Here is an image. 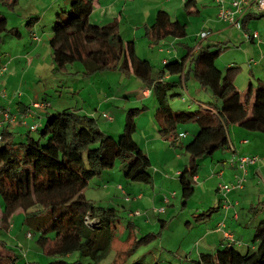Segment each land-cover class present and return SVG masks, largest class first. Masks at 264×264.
Returning a JSON list of instances; mask_svg holds the SVG:
<instances>
[{
  "label": "rangeland",
  "instance_id": "obj_1",
  "mask_svg": "<svg viewBox=\"0 0 264 264\" xmlns=\"http://www.w3.org/2000/svg\"><path fill=\"white\" fill-rule=\"evenodd\" d=\"M70 1L18 0L14 8L0 1V12L7 18L8 28L12 30L3 34L0 41V62L7 63V72L1 76L0 82L5 75H13L17 81L8 91L0 87L1 106L9 108L10 99L5 98L10 94V97L16 98L12 107L13 112H16L20 98L26 91L33 100L35 95L39 94L42 99L53 105L49 110L50 115L64 110H79L82 114L90 116L102 105L105 118L101 119L99 113H96L95 118L100 121L104 131L112 130V136L117 140L125 132L127 125L134 123L137 126V131L132 137L152 161V184H138L127 180L122 174L124 162L117 161L112 170L94 177L84 190V195L93 204L113 207L118 211L110 257L103 264H122L126 252L133 247L135 241L146 244L142 243L143 245L138 247V252L129 259L128 264H189L185 262L187 258L197 260L199 253H215L217 249L212 247L213 244L221 241L224 232H228L226 228L217 234L210 233L211 229L218 228L222 222L223 208L212 213V218L203 214L214 212L217 208L221 197L218 196V184L234 183L239 171L228 163L222 174H213V170H209L211 174L205 177L203 174L216 165V162L207 159L198 173L202 175L192 194L189 183L180 179V173L188 166L189 155L185 152V146L192 140L197 125L181 124L177 132L181 135L180 140L173 143L170 136L159 133L156 127L155 114L161 107L159 99L152 95L147 102L139 101V92L145 84L133 72L105 70L86 76L83 64L78 62L69 66L68 73L58 74L54 71L50 43L38 44L36 54L40 53L41 57H34L32 50L35 43L32 33L35 32L36 37L51 33L60 9L66 8L71 12L69 7H66ZM235 1L237 0H100L90 17V22L105 25L117 21L124 42L134 40L141 57L149 56L155 60L160 49V46L156 45H161L164 41L155 43L154 49H150L152 42L148 33L158 14L167 12L172 19L178 18L187 23V35L179 40L181 44L188 43V48L192 50L202 41L200 36L203 32H215L220 28L216 25L218 21H225L220 19V11L235 12ZM225 23L221 24L222 27L229 26L231 30L224 35L231 33L232 40L226 44L228 48L216 59V66L227 72L231 65L236 73L234 87L245 95L251 88H256L259 79L264 80V18L251 21L253 26L250 24L249 33L258 32L262 37L261 42L252 44L247 41L245 30H240L231 22ZM17 33L21 36L18 37ZM180 43L175 47L182 50ZM202 43L207 45L212 41L203 40ZM167 45L161 47L165 50L172 48L170 43ZM30 51L33 54L32 69L29 71V60L24 59L22 55ZM153 64L156 75H160L162 63L155 61ZM22 81L25 88L22 87ZM186 83L187 89H175L182 97L173 96L174 91L171 90L163 97L170 102L172 109L190 105L193 110H184L197 111L200 109L199 104L192 105L190 101L192 99L202 102L204 94L200 91V84L193 78L188 79ZM199 94H202V97ZM33 100H30V105H33ZM23 121L25 119L13 125L18 135H27L28 130L38 124L36 121H28V126ZM18 126L21 132L17 130ZM230 127L228 125L227 129L231 139L243 138L247 143L240 145L238 141V153L235 155L230 150L220 153L233 155L232 159L236 160L242 156L259 159L251 171L249 168L252 166L248 167L250 174L246 175L244 189L231 195L233 201L239 202L240 205L232 210L227 222L228 226L231 225L233 215H240L241 228L235 234H238L237 238L242 235L245 239L240 246L239 243L236 246L238 251L246 253L252 247V238L256 233L255 225L264 219V134L246 132L239 126ZM32 134L35 138L38 137V133ZM220 153L215 156V161L221 157ZM2 209L3 201L0 198V210ZM199 215H203L202 221ZM1 216L0 212V218ZM26 218L25 213H17L13 216L8 230L0 228V242L6 244V250L0 248V251L15 257L16 264H51L54 261L53 256L69 252L73 248L76 234L68 233L61 240L49 244L43 251L38 246L41 233L36 231ZM40 222L46 227L51 224L47 218H40ZM46 235L51 240L55 238L53 232L49 231Z\"/></svg>",
  "mask_w": 264,
  "mask_h": 264
},
{
  "label": "trees",
  "instance_id": "obj_2",
  "mask_svg": "<svg viewBox=\"0 0 264 264\" xmlns=\"http://www.w3.org/2000/svg\"><path fill=\"white\" fill-rule=\"evenodd\" d=\"M0 1L11 8L18 2ZM99 4L100 0H71L66 5L71 12L61 8L57 13L50 40L54 71L68 73L69 66L81 62L86 76L119 70L133 72L149 88L154 85L153 95L161 105L155 114L159 133L170 136L171 141L177 143L176 129L179 125L193 123L198 126L197 134L185 146L189 162L180 173V179L189 183L190 191H193L192 184L202 163L230 148L228 122H237L243 131L264 134V80L259 79L254 91L243 96L234 87L235 69L228 68L223 72L216 66V59L226 50V45L203 47L192 56L190 51L186 53L182 64L172 72L182 74L185 82L189 78L196 80L213 101L208 108L193 112L175 110L163 97L166 95L163 87L154 84L151 63L137 55L133 41L124 42L118 22L105 25L90 22ZM256 14L258 17L254 16ZM256 14L243 18L242 30L248 33L247 25L252 19L264 18V13ZM154 20L149 31L154 44L168 38L182 39L187 35L186 25L172 19L167 12H161ZM10 32L7 18L0 12V41L3 34ZM16 35L21 36L19 33ZM188 59L189 65L185 69ZM251 96L250 109H247ZM37 131V138L27 136L18 140L15 133L7 128L2 130L0 198L3 209L0 228L7 230L15 214L25 213L29 224L41 233L38 246L43 251L66 234H76L73 248L53 256L51 264H103L110 257L118 211L93 204L84 195V190L94 177L112 170L117 161L124 162L122 174L127 180L152 184V162L132 137L137 126L134 123L127 125L117 140L103 133L97 119L79 110H64L49 115L46 124ZM217 210L203 215L211 218ZM40 218L49 219V227L41 223ZM255 228L252 247L246 253L238 251L236 244L239 241L228 240L215 253H202L197 260L187 258L185 262L264 264V219L259 220ZM49 231L55 233L53 240L46 235ZM142 243L146 244L134 242L122 264H128ZM0 248L6 250V244L0 242ZM15 260L5 251H0V264H16Z\"/></svg>",
  "mask_w": 264,
  "mask_h": 264
},
{
  "label": "crops",
  "instance_id": "obj_3",
  "mask_svg": "<svg viewBox=\"0 0 264 264\" xmlns=\"http://www.w3.org/2000/svg\"><path fill=\"white\" fill-rule=\"evenodd\" d=\"M190 1H193V0H190ZM251 13H253V14H256V13H259L258 12V10H257V8L254 6L253 8H251V10L250 11H248L247 12V14L246 15H248V14H251ZM169 14V13H168ZM246 15H244V17L246 16ZM255 17H258V15L256 14V15H254ZM243 17V18H244ZM172 18V17H171ZM243 18H241V22L243 21ZM156 19V18H155ZM236 19H237V17H236ZM239 19V18H238ZM257 19V18H256ZM174 20H177V21H179L181 24H184V25H186V27L188 26L187 25V23L186 22H183V21H181V20H179L178 18L177 19H174ZM253 20V19H252ZM251 20V21H252ZM154 21L155 20H153V23H154ZM251 21L248 23V25H247V28L249 29V27H250V24L253 26V23H251ZM226 21H223V22H220V21H218V23L216 24L217 26H219L220 28H217L216 29V31L215 32H213L212 30H210V32H203V33H206V36L205 37H201L200 36V38H201V42L196 46V48H194V49H189L188 48V46H189V44L188 43H186V44H181L180 43V41L181 40H179V39H174V38H168V39H166V41L164 40V42L162 43V44H164V45H156V46H160V49H159V55L158 56H156L155 57V60H154V58H151V57H149V56H146V57H141L140 55H139V53H138V49H137V47H135L136 48V53H137V55L140 57V58H142V59H145V60H147V61H149L150 63H151V65H152V67H153V80H154V84L156 85V84H159V85H161L163 88L162 89H164V91L165 92H167V91H174V94H173V96H176V97H182V94H180V92L179 91H175V89H178V88H181V89H183V88H185V89H187L186 87H187V83L184 81V76L182 75V74H180V73H177V72H172L174 69H177L178 67H179V65H181L182 64V60H183V58H184V56L186 55V53L188 52V51H190L191 52V56H192V54H196L197 52H198V50L200 49V48H203V47H208V46H216V45H226V44H228V43H231V40H232V37H231V33H228V34H226V35H224L225 33H227L229 30H231L230 28L231 27H229V26H226V27H222L223 25H221V24H226L225 23ZM152 23V24H153ZM152 24H151V26H152ZM207 27H208V25H207ZM249 31V30H248ZM202 33V34H203ZM137 34V33H136ZM201 34V35H202ZM260 35V34H259ZM32 36H33V43H35V46H34V48H33V50H32V52L35 54V58H37V59H39L40 57H41V55H40V53H37L36 54V52H37V49H38V44H40V43H50V40L52 39V37H53V33L51 32V33H44V36H41V37H36V33L34 32V33H32ZM148 37H149V33H148ZM123 38V37H122ZM46 40V41H45ZM149 40L152 42V46H150L149 48L150 49H154V47H153V45H154V42L151 40V38L149 37ZM203 40H211L212 41V43L211 44H207V45H204L202 42H203ZM131 41V40H130ZM133 42H134V40H132ZM248 41V40H247ZM261 42L262 41V37H261V35H260V39L259 40H249L248 42H250L251 44L252 43H256V42ZM129 42V41H128ZM135 43V42H134ZM167 43L169 44L170 43V46L172 47V48H169V49H167V50H165V49H163L161 46H168L167 45ZM177 43H180L182 46H183V49L182 50H180L179 48H176L175 46L177 45ZM227 48H228V46H227ZM50 49H51V47H50ZM52 50V49H51ZM31 51L30 52H28L27 54H23L22 56L24 57V59H27V60H29V66H28V70L30 71L31 69H32V60H31V58H32V53ZM170 56V57H168V56ZM161 62L162 63V66H163V69H162V71L161 72H159V73H161L160 75H156L157 74V72L155 73V67H154V62ZM7 63L6 62H0V66H2L3 67V65H5V67L7 66L6 65ZM173 65H175V66H173ZM188 65H189V59L187 60V62L185 63V69H187V67H188ZM18 66V65H17ZM169 66V67H168ZM173 66V67H172ZM230 68L232 67L231 65L229 66ZM7 68V67H6ZM170 68H172V69H170ZM7 72V71H6ZM5 72V73H6ZM3 78V81L2 82H0V87H4V91H8V89L10 88V87H12L13 86V83H17V81H15V77L13 76V75H5V76H3L2 77ZM189 79H192V78H189ZM14 81V82H13ZM22 87L23 88H25V83L22 81ZM153 87H154V85H153ZM153 87H151V88H149V87H147V86H144L141 90H140V92H139V95H138V99H139V101H142V102H147L151 97H152V95H153ZM13 88V87H12ZM237 89V88H236ZM14 90V89H13ZM200 91H201V93L202 94H204V96H203V100H202V102L200 101H195V100H192L191 99V101L190 102H192V105H193V103H197V104H199V106H200V108H208V104H205L203 101H209L210 103H212V101H213V99H212V97H211V95L206 91V90H204V89H202L201 87H200ZM254 90L251 88L250 89V93L251 92H253ZM248 92V93H249ZM202 94H199V96L200 97H202ZM5 95V94H4ZM245 95H247V94H245ZM245 95H243V96H245ZM172 96V95H171ZM6 97V96H5ZM35 99L33 100L32 98H31V96L25 91L24 92V94L22 95V97L20 98V102H19V104H18V107H17V110H16V112H13L14 111V109L12 108L13 107V105L15 104V102H16V98H14V97H10V94H7V97L5 98V99H10V101H9V108L8 109H6V110H9L10 111V113H11V115L12 116H14L15 118H16V120H15V122H19V121H22L23 119H25V121H23L24 122V124L25 125H28L29 126V122L28 121H30V122H33V121H36L38 124H36V125H33L32 127H31V129L30 130H28V134L27 135H22V134H20V135H18V133L17 132H15V128L13 127V125H14V123L12 124V123H5L4 124V128H7L8 129V131H10V132H12V133H15L16 134V139H20V140H23L24 138H26L27 136H34L33 134H32V132H34V133H38V129H40V128H42L45 124H46V120H47V117L50 115V112H49V110L50 109H52L53 107V105H51L50 103H48V101L47 100H45V99H42L41 98V96L39 95V94H37V95H35V97H34ZM3 99V98H2ZM30 100H33V105H30V103H31V101ZM184 101V100H183ZM187 100H185L184 102H186ZM251 102H252V96L250 97V99H249V103H248V106H247V109H250V104H251ZM174 103H176V101L174 102ZM1 104H2V101L0 100V108L1 109H5L4 107H2L1 106ZM171 105V104H170ZM185 108H187V109H190L191 107H190V105L188 106H181L180 108H177V109H180V110H184ZM177 109H175V110H177ZM190 110H193V108L192 109H190ZM103 106L102 105H99L97 108H96V110L93 112V113H91L90 114V116L89 117H91V118H94V119H96L95 117H96V113H99V117L101 118V119H103V118H105V115H103ZM32 120V121H31ZM98 120V119H97ZM98 122H99V125H100V128H101V130L103 131V133H106V134H109V135H113L112 134V130H108V131H104L103 129H102V127H101V124H100V121L98 120ZM189 124H193V123H189ZM186 125V124H185ZM194 126L196 125V124H193ZM228 125H230L231 127L230 128H235V127H237V126H239V124L237 123V122H232V121H230V122H228ZM228 125H227V127H228ZM180 126V125H179ZM179 126L177 127V132H178V129H179ZM32 128H33V130H32ZM193 128H195V127H193ZM196 129V128H195ZM17 130L18 131H20L21 132V128H20V126H18V128H17ZM197 132H198V127H197V129L194 131V134H193V137H192V139L194 138V136L197 134ZM229 132V131H228ZM20 136V137H19ZM180 137H181V135H179V134H177V143L179 142V140H180ZM186 137V136H185ZM229 138H230V148L228 149V150H230L231 151V153L233 154V155H235V154H237L238 153V146L236 145V143L238 142V141H240L239 142V144L240 145H242L243 143H244V145H246V143H247V141L246 140H243V138H242V140L240 139V140H233V139H231V135H230V133H229ZM141 146V145H140ZM141 148H142V146H141ZM220 153V152H219ZM221 154V153H220ZM219 154V155H220ZM147 155V154H146ZM217 155V154H216ZM215 155V156H216ZM218 155V156H219ZM233 155H224V153L223 154H221L220 156L221 157H219V160H217V161H215V156L213 157V158H211V160H213L212 162H216V165H214V167L212 168V169H208L207 170V172L206 173H204L203 175L206 177V176H209V174H211V172H209V170H213V174H222L223 173V170L226 168V167H228V163L230 162V160L232 159V156ZM148 156V155H147ZM150 157L148 156V159H149ZM234 159V158H233ZM151 160V159H150ZM207 160V159H206ZM206 160L202 163V167L206 164ZM152 162V161H151ZM218 163H220V164H218ZM230 164V163H229ZM229 166H231V167H233V168H236L235 166H232L231 164L229 165ZM256 166V165H255ZM255 166H252V167H250L249 169H250V171H251V169H253ZM250 171L248 172L249 174H250ZM201 175H202V173H200V174H198V176L195 178V181H194V184H192L193 185V188L194 187H196L195 186V184H197V181L199 182V180H200V178H201ZM225 175H223V177H224ZM221 183H219L218 184V186H217V189H218V187H219V185H220ZM218 191V190H217ZM241 191V190H240ZM240 191H235V192H233V193H231L230 194V196H228V197H230V198H227L226 200H224V199H222L221 197H223L222 195H221V193L218 191V196L220 197V199H219V204H218V206H217V208H215V209H218V210H220L221 209V207L223 208V214L221 215V217L223 216V220H222V222L221 223H219V225H218V228H216V227H214L213 229H211V231H210V233L211 234H217V233H220L221 232V229L219 228V226H221L222 224H224L225 226H224V229H228L227 231H228V233H230V235H232L233 236V239L234 240H236V241H239V246L241 245V243H243V241H244V239H245V237L244 236H239L240 238H237V235L235 234L236 233V231L238 230V229H240L241 228V226H240V224H239V221H240V215L238 214V213H235L234 215H233V220L231 221V225H229L228 226V220H229V218H230V215H231V212H232V210L234 209H236V207H238L239 205H240V203L239 202H234L233 201V198L231 197V195L233 196V194H235V193H239ZM194 193V189H193V191H192V194ZM221 199H222V201H221ZM214 209V210H215ZM0 212H1V214H2V210H0ZM219 215V214H218ZM217 215V216H218ZM212 218V217H211ZM11 227V226H10ZM9 229V228H8ZM7 229V230H8ZM235 231V232H234ZM222 234V233H221ZM226 238L223 236V238L221 239V241H217V242H215L213 245L214 246H212V247H214V248H216V249H218V248H221V246H222V244H224V243H227V239L225 240ZM238 247V246H237ZM217 251V250H216ZM2 252V251H1ZM200 254H202V253H199V255H198V258H199V256H200Z\"/></svg>",
  "mask_w": 264,
  "mask_h": 264
},
{
  "label": "built area",
  "instance_id": "obj_4",
  "mask_svg": "<svg viewBox=\"0 0 264 264\" xmlns=\"http://www.w3.org/2000/svg\"><path fill=\"white\" fill-rule=\"evenodd\" d=\"M127 1V0H124ZM256 7L258 12L264 13V0H237L233 3V9L235 12L232 10H227V11H220V19L231 22L234 24V26H237L240 30H242V22L241 18L244 17V15L247 14L248 11L251 10V8ZM237 17V19H236ZM239 18V19H238ZM206 33H203L201 37H205ZM245 37L246 39L249 40H259L260 35L258 32L255 33H247L245 32ZM6 72V67L5 66H0V78L1 76ZM16 118L11 115L9 110L6 109H1L0 108V143L3 141V135H2V130L4 128L5 123H14ZM259 162V159L257 157H243L236 160V159H231L230 164L232 166H235L236 169L239 171V174L236 177V181L234 183H221L218 187L219 192L223 196L225 200L229 198L231 193L239 190L244 189V182H246V175L248 174V167L250 166H255ZM120 189L121 186H119ZM164 212V210H162ZM224 224L221 225V231L224 229ZM224 237L227 240H232L233 236L230 235L228 232H224Z\"/></svg>",
  "mask_w": 264,
  "mask_h": 264
}]
</instances>
